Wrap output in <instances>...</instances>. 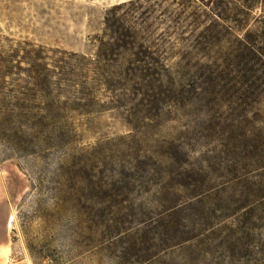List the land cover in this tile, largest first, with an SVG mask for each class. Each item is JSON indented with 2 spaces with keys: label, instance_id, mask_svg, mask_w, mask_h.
Segmentation results:
<instances>
[{
  "label": "rangeland",
  "instance_id": "obj_1",
  "mask_svg": "<svg viewBox=\"0 0 264 264\" xmlns=\"http://www.w3.org/2000/svg\"><path fill=\"white\" fill-rule=\"evenodd\" d=\"M197 6L0 0V53L46 66L21 64L25 97L0 110V264H260L264 225L245 221L241 193L260 182L245 175L260 168L264 97L246 100L241 66L225 77L224 35L197 42ZM186 53L214 86L184 94ZM227 229L251 233L247 258L223 252Z\"/></svg>",
  "mask_w": 264,
  "mask_h": 264
},
{
  "label": "trees",
  "instance_id": "obj_2",
  "mask_svg": "<svg viewBox=\"0 0 264 264\" xmlns=\"http://www.w3.org/2000/svg\"><path fill=\"white\" fill-rule=\"evenodd\" d=\"M189 3L199 5L196 11L200 14L197 16L194 14L195 20L192 22V27L200 28L199 26H204L199 22L201 19L207 22V26L203 27L197 42L202 47H208L213 42H220L218 38L224 35L228 39L230 47L228 49L229 54L224 58L228 69L227 74H224L225 77L230 79L233 74L231 69L241 66L246 100H250L255 96H258V101L261 100L264 97V7L260 13L261 16L251 18V15L255 12L256 6H264V0H253L251 2L247 0H197V2L189 0ZM251 28L254 30H251ZM235 33H243L242 38L240 40L235 38ZM42 61V58L37 56L29 57V55H24L20 57L15 53H0L1 111H3L4 103L12 104L10 107L17 108L21 102L20 98L25 97L24 94H20L17 91L19 88L18 84L21 81L20 75L18 77L13 73L19 71L23 63L30 68L34 67L45 72L46 66ZM201 62L196 61L188 53L181 57V77L183 89L186 90L184 91L185 95L188 94L187 90L195 87L196 84H199L200 88L207 84H213L214 86V80L206 76L203 71L208 63L203 65ZM24 75V85L30 84L36 87L39 84L46 83L43 75H39L36 78H31L27 74ZM13 78L15 79L13 80ZM194 80H197V83ZM229 82L230 84L235 83L232 79ZM228 91L231 92V98L238 93V90L234 86H231ZM256 151H258L257 147L249 146L247 148L248 161L253 162L252 160ZM259 166L258 170L249 171L245 176L246 178H258L260 182L256 184L248 181L242 182L244 188L241 197L248 204L241 211L244 212L245 221L249 222V224L254 213L260 211V224L264 225V145L262 144H260ZM249 168L251 167L249 166ZM233 180L237 179L234 178ZM198 183L193 182L194 185H191L192 189L201 190L197 198L209 195L208 191H203L197 187ZM229 184H233V181L226 183L227 186ZM226 185L225 187H227ZM199 186L203 187L204 183L199 184ZM256 187L257 191H254L253 189ZM224 191L226 192L227 188H224ZM249 200L253 201L250 202ZM219 238H221V247L226 255L234 256L235 254H239L242 258L248 257V249L253 242L249 231L227 229L225 235H219ZM260 250V264H264V243L261 244Z\"/></svg>",
  "mask_w": 264,
  "mask_h": 264
}]
</instances>
